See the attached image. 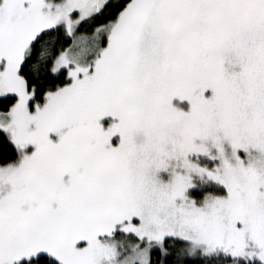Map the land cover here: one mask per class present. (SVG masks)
Returning a JSON list of instances; mask_svg holds the SVG:
<instances>
[{"label": "snow or ice", "instance_id": "6c2138e0", "mask_svg": "<svg viewBox=\"0 0 264 264\" xmlns=\"http://www.w3.org/2000/svg\"><path fill=\"white\" fill-rule=\"evenodd\" d=\"M0 264H264V0H0Z\"/></svg>", "mask_w": 264, "mask_h": 264}]
</instances>
